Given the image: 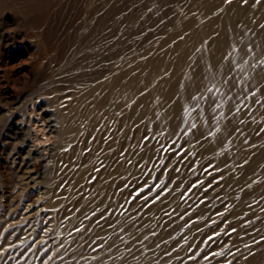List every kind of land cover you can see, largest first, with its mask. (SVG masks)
<instances>
[{
	"label": "rangeland",
	"instance_id": "rangeland-1",
	"mask_svg": "<svg viewBox=\"0 0 264 264\" xmlns=\"http://www.w3.org/2000/svg\"><path fill=\"white\" fill-rule=\"evenodd\" d=\"M211 1L188 6L189 0H118L120 51L162 39L155 32L170 17L167 33L177 30L181 38L200 20L185 25L178 6L198 17ZM55 2L8 0L0 10V34L14 25L23 28L25 16L40 12L45 33L57 42L70 36L59 58L67 65L74 14L67 1ZM13 44L3 54L5 61L9 55H26L24 44ZM50 68L29 81L21 78L16 88L3 87L9 95L0 107V135L5 136L0 140V185L8 193L15 183L29 181L33 190L30 196L16 193L10 207L0 206V264H9L1 257L11 251L10 264H244V255L264 254V156L256 160L264 147V95L253 101L244 96L226 114L206 111L211 128L190 138L166 134L162 125L151 126L144 118L132 121L126 133V122L111 115L102 116L98 130L87 133L90 123L84 115L78 124L86 129H70L62 147L58 143L50 154L46 147L55 145L60 135L42 117L56 116L64 123L67 110L83 111L84 101L78 99L88 88L45 92L66 77L60 68ZM45 104L52 107L48 112L41 108ZM7 114L25 119L27 140L38 147L24 159L28 163L15 162L22 157L17 152L21 135L7 136L12 122ZM224 125L230 128L226 138L208 148ZM8 167L14 169L10 180ZM48 169L50 174L42 177Z\"/></svg>",
	"mask_w": 264,
	"mask_h": 264
},
{
	"label": "bare ground",
	"instance_id": "bare-ground-1",
	"mask_svg": "<svg viewBox=\"0 0 264 264\" xmlns=\"http://www.w3.org/2000/svg\"><path fill=\"white\" fill-rule=\"evenodd\" d=\"M65 1L66 7L74 14L69 22L73 33L68 30V34L73 36L75 33L72 51L66 56L72 55V59L67 65L59 58L64 54V45L70 36H65V40L59 37L57 42L51 34L45 33L40 12L23 16V28L14 25L0 34V107H5L3 101H7L9 95L3 87L16 88L21 78L29 81L38 71L43 76L47 67H51V71L60 68L66 76L62 82L46 87L44 90L47 93L61 94L67 86L88 87L78 99L84 101L83 111L78 108L67 110L69 114L61 116L64 123H60L56 116L42 117L48 121L46 125L51 128L57 126L55 130L60 135L55 145L46 147L50 154L58 143L62 147L63 138L70 129L80 131V128H87V133L97 131L104 115L125 121L126 133H129L132 121L144 118L151 126L162 125L166 134L181 133L190 138L198 137L211 128V117L206 111L226 114L238 106L244 96L253 101L264 95V0H246V3L245 0H212L208 9L198 17L187 15L179 5V18L186 16L185 25L200 20L191 32L181 35V38L177 30L167 33L173 23L170 17L155 32L163 34L162 39H152L139 47L127 45L121 51L118 0H71V3L69 0H53L59 5ZM202 1L189 0L187 3L194 6ZM7 2L0 0V10ZM207 11L213 14L208 16ZM134 14L129 17L132 23L135 21ZM7 22L2 16V25ZM14 42L24 44L26 55H9L10 61H5L3 54ZM11 59H15V63L12 64ZM78 69L82 71L76 78L74 72ZM37 99L41 102L43 97L38 96ZM41 108L48 112L52 107L45 104ZM7 115L12 120L7 136L21 135L17 152L22 157L15 162L28 163L24 159L38 147H32L27 140L25 119H13V114ZM84 115L90 123L86 128L80 125ZM229 130L228 125H224L222 131L209 142L208 148L220 145ZM4 137L0 135V140ZM68 139L65 138V143ZM25 150L27 155L24 156ZM263 156L264 147L256 160ZM50 171L44 170L42 177L49 175ZM6 173L10 180L14 169L8 167ZM32 190L29 181L15 183L8 193L0 185V206L10 207L16 193L30 196ZM32 232H27L29 239H33ZM12 252H6L1 260L6 259L4 262L10 264ZM261 252L244 255L243 263L264 264Z\"/></svg>",
	"mask_w": 264,
	"mask_h": 264
}]
</instances>
